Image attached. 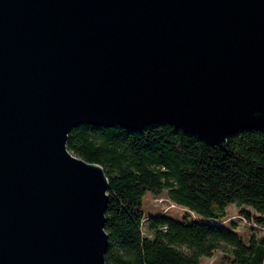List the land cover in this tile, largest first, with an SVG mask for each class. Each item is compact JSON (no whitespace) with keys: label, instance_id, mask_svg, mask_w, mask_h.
Instances as JSON below:
<instances>
[{"label":"water","instance_id":"obj_1","mask_svg":"<svg viewBox=\"0 0 264 264\" xmlns=\"http://www.w3.org/2000/svg\"><path fill=\"white\" fill-rule=\"evenodd\" d=\"M264 134V0H0V264H107L109 181L73 129Z\"/></svg>","mask_w":264,"mask_h":264},{"label":"trees","instance_id":"obj_2","mask_svg":"<svg viewBox=\"0 0 264 264\" xmlns=\"http://www.w3.org/2000/svg\"><path fill=\"white\" fill-rule=\"evenodd\" d=\"M67 149L100 165L109 181L107 264H203L219 251L220 264H264V237H242L227 227L236 229L235 220H223L237 205L264 227V134L242 132L218 147L166 124L139 132L82 125ZM147 196L175 202L184 220L147 214ZM190 213L204 221H189Z\"/></svg>","mask_w":264,"mask_h":264},{"label":"rangeland","instance_id":"obj_3","mask_svg":"<svg viewBox=\"0 0 264 264\" xmlns=\"http://www.w3.org/2000/svg\"><path fill=\"white\" fill-rule=\"evenodd\" d=\"M144 210L146 211L147 214L149 212H151V214H158V213H160V211H162V209L157 206V204L155 202V198L152 196H147L145 198ZM241 210H242V208H240L237 205H230L227 208L226 216L223 218V220L226 221L227 219L232 218L238 224L236 229L233 227L231 222L227 224V227L230 229L236 230L237 232H239V234L242 237H246V235H247V238H251L253 236H255L256 238L264 237V227L256 226L249 219H247L244 216H241L240 215ZM186 212H188V211H186ZM252 212L255 214L254 211H252ZM169 214H170V216H172L174 218H177L179 220H184L185 210L178 208L176 210L170 211ZM188 219L191 222L192 221H204L203 218H201L200 216H198L194 213H190V215L188 216ZM224 247L227 250H231V248L228 245H224ZM180 249L187 254L190 253L185 247H181ZM222 254L223 253L221 251L216 252L212 258L203 259V264H220L221 263L220 259H221Z\"/></svg>","mask_w":264,"mask_h":264},{"label":"built area","instance_id":"obj_4","mask_svg":"<svg viewBox=\"0 0 264 264\" xmlns=\"http://www.w3.org/2000/svg\"><path fill=\"white\" fill-rule=\"evenodd\" d=\"M155 202L158 207L162 209L164 213H169L172 210L180 208L175 202L170 201L169 199L159 197L155 198Z\"/></svg>","mask_w":264,"mask_h":264}]
</instances>
